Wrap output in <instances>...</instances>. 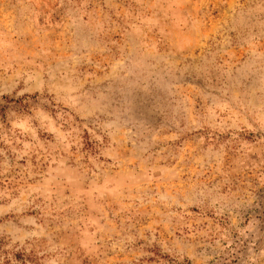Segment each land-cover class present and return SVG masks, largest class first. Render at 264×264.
<instances>
[{
    "label": "rangeland",
    "instance_id": "obj_1",
    "mask_svg": "<svg viewBox=\"0 0 264 264\" xmlns=\"http://www.w3.org/2000/svg\"><path fill=\"white\" fill-rule=\"evenodd\" d=\"M0 264H264V0H0Z\"/></svg>",
    "mask_w": 264,
    "mask_h": 264
}]
</instances>
